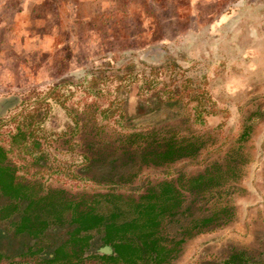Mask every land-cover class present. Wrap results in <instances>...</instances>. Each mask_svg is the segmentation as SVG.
<instances>
[{"label":"rangeland","instance_id":"374dc122","mask_svg":"<svg viewBox=\"0 0 264 264\" xmlns=\"http://www.w3.org/2000/svg\"><path fill=\"white\" fill-rule=\"evenodd\" d=\"M263 10L264 0H0V98H17L0 117V146L8 148L15 127L33 115L39 145L10 150L17 174L44 188L104 192L107 186L78 171L80 124L116 134L125 126L119 115L132 116L135 96L163 98L184 86L181 107L129 124L197 136L203 142L197 155L143 168L117 191L136 196L148 183L223 163L250 124L234 221L184 243L170 264H217L233 247L264 253ZM105 108L112 113L103 118ZM36 156L40 161L31 160Z\"/></svg>","mask_w":264,"mask_h":264},{"label":"trees","instance_id":"16d2710c","mask_svg":"<svg viewBox=\"0 0 264 264\" xmlns=\"http://www.w3.org/2000/svg\"><path fill=\"white\" fill-rule=\"evenodd\" d=\"M184 88L172 86L163 98L135 96L133 114L119 115L125 126L116 134L95 124L86 131L80 124L78 171L83 179L107 186L104 192L70 193L19 176L10 150L30 142L36 151L39 144L30 129L37 122L33 115L28 123L16 126L9 147L0 146V264H170L187 241L231 224L233 196L242 191L238 183L245 169L242 143L250 124L243 127L223 163H211L195 175L148 183L136 196L117 191L131 184L143 168L197 155L203 145L197 136L179 137L129 124L160 108L181 107ZM16 101V96L0 98V117ZM110 113L108 108L100 111L103 118ZM199 115L196 106L193 119L200 120ZM31 152L25 151L32 156ZM95 243L99 247L94 248ZM261 257L263 252L255 255L233 247L217 264H264Z\"/></svg>","mask_w":264,"mask_h":264},{"label":"crops","instance_id":"0c3cea01","mask_svg":"<svg viewBox=\"0 0 264 264\" xmlns=\"http://www.w3.org/2000/svg\"><path fill=\"white\" fill-rule=\"evenodd\" d=\"M28 1V0H27ZM27 5H28V3H23V4H21L20 5V7L22 8V9H24V11H22L23 13L27 10V9H25L26 7H27ZM22 13V14H23ZM262 24H263V26H262V30H263V35H262V38L264 39V10H263V12H262ZM263 47H264V45H263ZM264 50V49H263ZM258 54V53H257ZM262 62L264 63V52L262 53Z\"/></svg>","mask_w":264,"mask_h":264}]
</instances>
